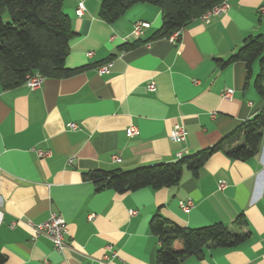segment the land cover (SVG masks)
Listing matches in <instances>:
<instances>
[{
    "label": "crops",
    "instance_id": "obj_1",
    "mask_svg": "<svg viewBox=\"0 0 264 264\" xmlns=\"http://www.w3.org/2000/svg\"><path fill=\"white\" fill-rule=\"evenodd\" d=\"M80 1L63 0L75 33L65 65L88 69L66 79L45 78L36 90L25 84L4 90L0 83L4 264H101L112 251V264H158L160 242L151 231L155 216L185 229L233 227L242 217L246 224L236 231L249 235L242 244L207 246L182 264H264V138L255 158L241 162L214 154L196 176L185 171L180 184L170 188L118 194L97 191L83 178L92 171H132L175 162L179 154L190 157L258 114L264 107L255 88L260 59L249 79L244 62L223 66L221 61L249 38L264 39V0H226L225 13L208 23L193 21L176 42L163 39L127 51L119 48L137 41L136 23L151 25L142 42L159 30L161 9L139 4L107 24L99 16L103 0H85L79 18ZM110 61L112 67L100 72ZM228 89L234 92L230 100L222 97ZM177 124L186 130L184 144L170 139ZM131 126L138 128L132 138ZM38 151L51 156L40 158ZM189 199L194 208L185 213L180 203ZM52 213L68 226L64 255L46 237L33 241L27 225L43 223Z\"/></svg>",
    "mask_w": 264,
    "mask_h": 264
},
{
    "label": "trees",
    "instance_id": "obj_2",
    "mask_svg": "<svg viewBox=\"0 0 264 264\" xmlns=\"http://www.w3.org/2000/svg\"><path fill=\"white\" fill-rule=\"evenodd\" d=\"M226 0H103L99 16L107 24L120 20L139 4L157 6L162 12V25L149 40H137L121 46L127 51L142 43L170 39L193 21L221 5ZM75 33L70 18L64 13L63 0H0V83L4 90L23 85L29 78L40 74L47 79H66L88 68L67 69L66 60ZM260 59L261 72L255 88L264 98V39L249 38L244 46L223 66L244 62L249 79L252 64ZM264 138V107L251 119L213 146L190 157L172 163L140 167L132 171H92L83 173L97 191L109 190L118 194L137 192L145 188L160 190L178 186L185 171L196 176L206 162L217 153L231 160L246 162L258 156ZM246 221L239 218L233 227L214 224L199 229H185L161 216L151 222V231L159 239L158 264H182L187 258L199 256L207 246L235 248L249 235L236 229ZM6 261L0 254V264Z\"/></svg>",
    "mask_w": 264,
    "mask_h": 264
},
{
    "label": "built area",
    "instance_id": "obj_3",
    "mask_svg": "<svg viewBox=\"0 0 264 264\" xmlns=\"http://www.w3.org/2000/svg\"><path fill=\"white\" fill-rule=\"evenodd\" d=\"M84 1L85 0H81L79 2L77 10H76V15L79 18L83 17L85 12H86ZM227 8H228L227 1H225L221 5L215 7L211 11L204 14L200 18V20H203V21L208 23L211 16L218 15L221 13H225ZM263 11H264V9H263ZM150 27H151V25L147 22L136 23L134 25V29H133V36L137 40H141L145 34V31L150 29ZM178 34L179 33H175L170 38V40L173 42H176ZM111 67H112V63L110 61L106 65L101 67L100 72H106ZM44 80H45V77H43L40 74H36V75L32 76L31 78H29L24 84L30 90H36L42 86ZM155 89H156L155 84L154 83L150 84L149 90L151 92H154ZM233 95H234L233 90L228 89V90L223 92L222 97L224 99L230 100L233 98ZM69 128L72 130H76L77 126L71 124L69 126ZM127 135L130 138L137 136L138 135V128L135 126H131L127 130ZM170 139L175 143L184 144L187 140V133H186L184 126H182L180 124L175 125L172 129ZM38 156L40 158H48L51 156V152L38 151ZM182 157H183V155L179 154V159H181ZM113 161L114 162H120V160L116 156L113 157ZM225 188H226V183L221 182L219 184V190H224ZM180 207L185 213H189L194 208V203L191 199H189L187 202H181ZM130 214L132 216H135V215H137V212H130ZM27 225L31 228L33 241L37 240L39 237L48 238L52 242L55 252H57L59 255H64V253L69 249V246H68L69 244L66 241V238L68 235V226H67L66 221L63 219V217L60 214L52 213L50 215L49 219L43 223L35 224L33 222H27ZM107 249L109 251H111V247H109ZM115 257H116V254H115V252L112 251V256H106L105 255L101 264H112L111 258H115Z\"/></svg>",
    "mask_w": 264,
    "mask_h": 264
}]
</instances>
